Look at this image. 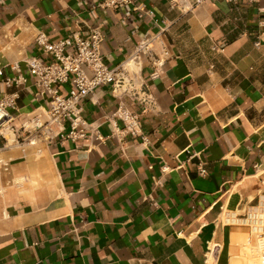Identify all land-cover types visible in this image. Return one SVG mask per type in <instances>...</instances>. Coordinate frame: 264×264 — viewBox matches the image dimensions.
<instances>
[{
    "label": "crops",
    "instance_id": "obj_1",
    "mask_svg": "<svg viewBox=\"0 0 264 264\" xmlns=\"http://www.w3.org/2000/svg\"><path fill=\"white\" fill-rule=\"evenodd\" d=\"M105 1L0 0L5 76L28 74L25 57L42 54L36 32L56 41L94 27L104 62L130 61L153 95L101 85L83 100L84 136L66 137L65 121L49 143L0 149V264H242L252 229L240 216L264 194V0L188 13L170 0ZM151 35L156 78L147 53L128 59ZM11 90L0 77V97ZM35 91L30 80L11 112L35 109ZM121 102L148 144L111 116Z\"/></svg>",
    "mask_w": 264,
    "mask_h": 264
},
{
    "label": "built area",
    "instance_id": "obj_2",
    "mask_svg": "<svg viewBox=\"0 0 264 264\" xmlns=\"http://www.w3.org/2000/svg\"><path fill=\"white\" fill-rule=\"evenodd\" d=\"M134 1L106 0L104 4L115 6L131 4ZM170 1L172 7L182 13H188L207 0ZM89 31V38H83L78 31H74L56 41L51 40L43 31L36 32L34 41L41 48L42 54L25 57L23 61L28 74L5 76L4 71L0 69L2 81L12 89L0 97V138L3 140L0 149L49 143L65 130V121H68L70 125V131L66 137L76 140L84 136L83 129L87 121L83 117V100L101 85L111 86L116 95H136L143 103L153 100L148 86L143 81H139L137 73L131 71L126 65L127 59L115 66H109L104 62L101 52L103 33L94 27H89ZM154 40L155 36L152 35L143 40L136 53L128 58L141 62L140 52L147 53L155 68L151 72L152 78L159 77L157 66L161 63L158 54L150 47ZM45 56H52L53 59L46 60ZM12 67L19 68L20 62H15ZM30 80L36 88L35 96L40 104L30 112L14 115L11 109L17 107L20 90L27 88ZM64 86H68L65 91ZM139 91L142 93L141 96ZM111 116L122 121L123 132L133 137L141 136L145 143H149L148 138L143 134L139 112L121 102ZM7 131L12 133L11 141L7 137ZM62 136L64 137L63 134ZM3 165L8 166V163L5 161ZM199 172L205 174L206 168L199 167ZM240 217L252 229L248 242L251 241L252 236L264 237V194L255 209ZM219 248L218 243L209 244L208 253L214 255Z\"/></svg>",
    "mask_w": 264,
    "mask_h": 264
},
{
    "label": "rangeland",
    "instance_id": "obj_3",
    "mask_svg": "<svg viewBox=\"0 0 264 264\" xmlns=\"http://www.w3.org/2000/svg\"><path fill=\"white\" fill-rule=\"evenodd\" d=\"M247 234L242 247V255L244 262L242 264H264V248L260 247V242L264 237L252 236L251 241L248 242ZM238 263V261H236Z\"/></svg>",
    "mask_w": 264,
    "mask_h": 264
},
{
    "label": "bare ground",
    "instance_id": "obj_4",
    "mask_svg": "<svg viewBox=\"0 0 264 264\" xmlns=\"http://www.w3.org/2000/svg\"><path fill=\"white\" fill-rule=\"evenodd\" d=\"M17 30V29H16ZM15 30V31H16ZM25 39V38H24ZM22 41V40H21ZM8 46V45H7ZM24 47V46H23ZM1 58V57H0ZM4 62V61H3ZM126 65H128V67H129V69L131 70V71H133V72H136V70L135 69H133L132 68V65H131V63H130V61H126ZM2 65V64H1ZM137 78H138V80L139 81H142V79H141V77H139V75H137ZM7 137H8V139L11 141L12 140V138H13V136H12V133L10 132V131H7ZM249 234V233H248ZM233 237V236H232ZM243 237H244V235H243ZM243 237H241V238H243ZM249 237V236H248ZM260 247H263L264 248V238H262V240H261V242H260Z\"/></svg>",
    "mask_w": 264,
    "mask_h": 264
}]
</instances>
